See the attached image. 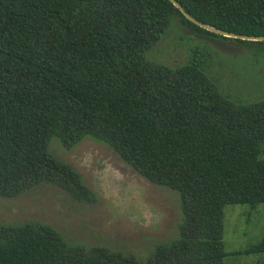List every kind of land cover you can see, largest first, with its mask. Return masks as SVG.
<instances>
[{
  "label": "trees",
  "instance_id": "trees-1",
  "mask_svg": "<svg viewBox=\"0 0 264 264\" xmlns=\"http://www.w3.org/2000/svg\"><path fill=\"white\" fill-rule=\"evenodd\" d=\"M178 1L210 25L264 35V0ZM172 14L195 34L264 49L194 23L171 0H0V195L49 183L92 199L48 149L52 136L71 147L88 134L177 190L182 211L178 236L145 257L68 243L45 221H0V264H224L223 207L264 201V98L231 100L198 63L148 61ZM243 251L264 252V231Z\"/></svg>",
  "mask_w": 264,
  "mask_h": 264
},
{
  "label": "rangeland",
  "instance_id": "rangeland-1",
  "mask_svg": "<svg viewBox=\"0 0 264 264\" xmlns=\"http://www.w3.org/2000/svg\"><path fill=\"white\" fill-rule=\"evenodd\" d=\"M145 57L169 68L198 63L218 90L235 102L264 98V49L255 43L195 34L177 14L169 17ZM48 149L80 173L92 199L78 200L53 184L41 183L12 197L0 195V221H45L68 243L102 244L139 257L147 256L158 242L178 236L182 219L178 191L134 171L107 142L87 134L65 147L52 136ZM263 231L264 201L226 204L224 264L264 262V252L243 251Z\"/></svg>",
  "mask_w": 264,
  "mask_h": 264
},
{
  "label": "water",
  "instance_id": "water-1",
  "mask_svg": "<svg viewBox=\"0 0 264 264\" xmlns=\"http://www.w3.org/2000/svg\"><path fill=\"white\" fill-rule=\"evenodd\" d=\"M180 10L181 12L189 18L191 21L194 23L217 33H221L223 35H228V36H233V37H239V38H244V39H255V40H264V35H249V34H243V33H237L233 31H229L220 27H216L213 25H210L208 23H205L203 21L198 20L195 18L193 15H191L184 7L183 5L178 1V0H171Z\"/></svg>",
  "mask_w": 264,
  "mask_h": 264
}]
</instances>
